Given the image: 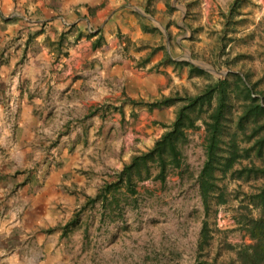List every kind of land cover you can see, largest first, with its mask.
<instances>
[{"label": "rangeland", "instance_id": "obj_1", "mask_svg": "<svg viewBox=\"0 0 264 264\" xmlns=\"http://www.w3.org/2000/svg\"><path fill=\"white\" fill-rule=\"evenodd\" d=\"M132 1L146 15L138 10L134 11L144 18L133 10L127 12L135 13V29L148 37L134 41L131 34L118 28L114 38L117 53L133 62L130 78L121 79L112 93L102 92L96 88L99 86L96 66L87 64L85 72L90 78L84 81L86 84L83 82L86 87L81 90L65 94L51 88L47 93H36V139L34 144L25 140L32 150L22 153L18 148L12 152L13 145L9 154L0 152V225L6 227L0 235V247L18 253V264H191L198 256L205 217L196 182L205 160L203 125L190 133L183 170L172 169L165 183L152 179L141 182L135 195L137 202L126 205L122 218L111 221L106 217L107 211L97 204L81 213L87 234L84 229H77L61 242L60 230L42 231L72 219L89 196H94L107 180L114 179L115 172L133 153L151 147L167 129L163 124H169L175 117V106L151 110L145 104H132L129 97L153 101L176 92L196 93L203 87L205 77H190L188 67L175 68L163 62L166 51L178 59H186L189 53L197 62L214 68L211 73L215 76L223 77L221 72L230 68L215 67L212 62L222 42H228L223 58L231 60L234 70L251 72L253 80H261L259 84L264 90V0H239L233 22L227 28L228 35L223 29L224 14L235 0H151L154 15L145 11L148 0ZM167 2L177 9L169 12ZM23 14L30 18L29 14ZM142 24L150 29L157 26L159 30L145 32ZM96 27L92 25L91 30ZM166 31L172 34L169 42ZM89 36L87 48L73 53L64 48L68 37L52 47L59 61L52 64L58 86H66L69 71L79 70L76 57L80 53L87 57L94 54ZM154 48L157 51L151 54ZM70 55L67 64L60 63V58ZM148 56L149 62L138 66V61ZM7 112L10 119L16 118ZM32 180L36 187L28 188ZM227 182L229 202L214 205L209 217L213 239L205 250L208 258L218 255L220 259H228L233 255L228 244L251 242L238 223L241 203L248 200L246 192L251 186L235 180ZM32 202L36 206V229L27 231L21 221L28 207L32 208ZM31 233L35 235L31 237ZM33 249L34 263L28 260L34 254Z\"/></svg>", "mask_w": 264, "mask_h": 264}, {"label": "trees", "instance_id": "obj_2", "mask_svg": "<svg viewBox=\"0 0 264 264\" xmlns=\"http://www.w3.org/2000/svg\"><path fill=\"white\" fill-rule=\"evenodd\" d=\"M151 3L148 0L145 11L154 15ZM238 4L239 0H235L229 12L224 14L225 35H228L227 28L233 22ZM167 7L169 12L177 9L171 2H167ZM136 14L144 18L140 13ZM141 28L145 32L159 30L157 26L150 29L147 24H142ZM232 30L235 33V28ZM169 35L171 39V32ZM103 39V36H98L92 47H100ZM230 39L234 37L230 36ZM227 46L228 42H222L216 60L212 62L215 67L230 68L223 77L215 76L189 60L174 58L166 51L163 62L175 68L188 67L190 77H205L207 80L203 87L196 93L176 92L153 101L129 97L132 104H145L151 110L175 106V117L169 124H163L167 129L151 147L133 153L130 160L115 172L114 179L107 180L94 196H89L72 219L42 231L53 233L60 230L61 242L77 229H84L87 234L81 213L88 206L96 207L97 204L107 211L106 217L111 221L122 218L126 205L137 202L135 195L139 193L141 182L152 179L165 183L172 169L183 170L190 133L203 125L205 160L196 182L205 217L198 240V256L191 264H264V90L259 84L261 80H253L251 72L234 70L231 60L223 58ZM156 51L157 48L152 49L151 54ZM149 60V56L139 60L138 66H145ZM227 179L251 186V190L246 192L248 200L241 203L242 212L238 218L251 242L228 244V250L233 252L228 259H220L218 255L208 258L205 250L213 239L209 217L214 205H223L230 200ZM254 210L258 213L255 214Z\"/></svg>", "mask_w": 264, "mask_h": 264}, {"label": "crops", "instance_id": "obj_3", "mask_svg": "<svg viewBox=\"0 0 264 264\" xmlns=\"http://www.w3.org/2000/svg\"><path fill=\"white\" fill-rule=\"evenodd\" d=\"M136 7L132 0H0V152L9 154L13 145L12 152L18 148L22 153L32 150V147L26 146L25 140L34 144L36 139V93H47L51 88L63 90L65 94L81 90L86 87L84 81L90 78L88 72H85L87 64L96 66L99 78L96 81L99 86L96 88L102 92L112 93L121 84H118L121 79L130 78L133 62L128 56L117 53L118 45L114 38L120 28L131 34L134 41L147 39L146 34L135 29ZM132 10L135 13L127 12ZM23 13L29 14L30 20L25 22L21 17ZM62 18L70 23L72 29L65 27ZM92 25H96L97 30L94 28L91 31ZM87 35H91V48L98 36L104 37L103 44L88 57L80 53L76 57L79 70L75 73L69 71L71 74L65 76L66 86H58L52 68V64L58 60L52 47L58 46L59 41L68 37L65 50L73 53L82 47L86 49ZM70 57L60 58V63L67 64ZM74 79L75 82L71 84ZM7 111L16 118L10 119ZM31 186L36 187L34 180L28 182L27 187ZM27 203L26 200L24 206ZM31 205L32 208L28 207L21 221L27 231L36 229L35 202ZM30 216L33 221L29 219ZM5 231L6 227L1 224L0 235ZM34 235L30 234L31 237ZM4 239L3 236L1 240ZM32 245L36 249V242ZM18 255L0 247V264H18ZM35 256L36 250L28 260L36 262ZM22 260L23 257L19 261Z\"/></svg>", "mask_w": 264, "mask_h": 264}, {"label": "water", "instance_id": "obj_4", "mask_svg": "<svg viewBox=\"0 0 264 264\" xmlns=\"http://www.w3.org/2000/svg\"><path fill=\"white\" fill-rule=\"evenodd\" d=\"M136 10H138V11L141 12L142 14H145V15H146V13H145L143 10H141L139 7H136ZM150 17L153 18L152 16H150ZM166 35H167L168 42H169L170 36H169V33H168L167 31H166ZM177 59H178V58H177ZM179 59H180V58H179ZM186 59L189 60L190 62H192L193 64H195V65L201 67V68H204V69H206V70H208V71H210V72H215V69H214V68L209 67V66H206V65H203V64H201L200 62H197L195 59H193V58L190 56L189 53L186 54ZM229 71H230V70H226V71H223V72H221V73H222L223 75H226Z\"/></svg>", "mask_w": 264, "mask_h": 264}, {"label": "built area", "instance_id": "obj_5", "mask_svg": "<svg viewBox=\"0 0 264 264\" xmlns=\"http://www.w3.org/2000/svg\"><path fill=\"white\" fill-rule=\"evenodd\" d=\"M12 16H13V15H12ZM21 17L24 18L25 20H30L29 17H27V16L24 15V14H21ZM62 19H63V21L65 22V25L69 27V26H70V23H69L67 20H65L64 18H62ZM91 31H92V30H91Z\"/></svg>", "mask_w": 264, "mask_h": 264}]
</instances>
